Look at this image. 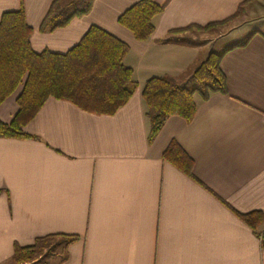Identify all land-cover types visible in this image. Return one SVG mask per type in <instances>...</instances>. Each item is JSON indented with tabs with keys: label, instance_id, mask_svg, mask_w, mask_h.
<instances>
[{
	"label": "crops",
	"instance_id": "1",
	"mask_svg": "<svg viewBox=\"0 0 264 264\" xmlns=\"http://www.w3.org/2000/svg\"><path fill=\"white\" fill-rule=\"evenodd\" d=\"M54 1L0 0V20L23 8L35 53L65 54L98 27L128 46L124 64L138 88L113 115L49 98L22 128L31 138H0V264L16 245L50 235L78 238L63 264H264V222L253 229L239 216L264 217V0H153L165 8L146 42L118 23L141 0H94L86 16L42 33ZM241 5L216 38L208 34L221 28L165 41L230 19ZM232 35L231 44L251 39L221 60L227 93L196 95L194 119L168 118L149 143L145 83L185 81ZM14 97L0 106L7 124ZM172 142L191 158L194 178L164 160Z\"/></svg>",
	"mask_w": 264,
	"mask_h": 264
},
{
	"label": "trees",
	"instance_id": "2",
	"mask_svg": "<svg viewBox=\"0 0 264 264\" xmlns=\"http://www.w3.org/2000/svg\"><path fill=\"white\" fill-rule=\"evenodd\" d=\"M94 0L79 8L76 0H55L51 5L40 32H53L67 27L72 20L86 16ZM165 8L153 0H141L127 9L118 23L129 30L138 41L146 42L154 33V20ZM243 12L241 5L237 13L210 27L224 26ZM190 29V28H188ZM171 33L165 41L173 40ZM33 30L27 25L23 8L4 13L0 20V106L20 87L16 99L18 112L11 123L0 120V138H31L22 128L31 122L49 98L70 102L81 110L98 114L113 115L125 106L138 88L133 79V70L124 64L128 46L105 32L92 26L80 42L65 54L49 51L35 53L30 38ZM179 38V37H177ZM251 39L225 46L211 52L192 73L193 86L177 84L176 81L155 77L149 79L142 90L145 116L149 121L148 141L152 143L166 120L179 116L191 122L197 113L195 96L203 101L212 94H226L227 81L220 63L233 49L244 47ZM164 160L177 167L191 178L193 162L183 149L172 142L163 155ZM253 229L264 222L260 213L239 215ZM264 245V232L260 234ZM78 241L76 236L50 235L39 238L31 246L16 245L12 260L16 264H32L40 259H52L63 255Z\"/></svg>",
	"mask_w": 264,
	"mask_h": 264
},
{
	"label": "rangeland",
	"instance_id": "3",
	"mask_svg": "<svg viewBox=\"0 0 264 264\" xmlns=\"http://www.w3.org/2000/svg\"><path fill=\"white\" fill-rule=\"evenodd\" d=\"M76 1H77V4L79 5L78 7L81 8L89 0H76ZM234 23H236V21ZM234 23L231 24L230 26H228V28H225L223 30H222V27H224V26H222V27L221 26H219V27L214 26V27H210V28L205 29V30H202V29H194V28L191 29L190 28V29H188L186 31H183V32L179 33V34H174V36H176V37H182V38H187V39H194L195 37H197V38L200 39L201 36L203 37L204 31H209L211 29H219V28H221V30L219 29L221 32H219V31L218 32L211 31L208 34L209 35L208 37L212 39V38L218 37L219 34L226 33L229 29H231L229 27H231L232 25H235ZM237 40H239V37H237L235 35H232L229 38H225V39L219 41V44L217 45V47H216L217 49L216 50L219 51V50H221V48L223 46H226L228 44H231L232 42H235ZM177 84L185 85L186 87H192L193 86L192 75L190 77H188L185 81L184 80L178 81ZM21 90H22V88L20 87L19 89H17V91L11 97L15 96L13 99H17V97L21 93ZM15 105L18 108L17 102H15ZM59 259H60V256L59 257H56V258H52V259H44L43 258V259H40L38 262H35V263H32V264H56L59 261ZM7 264H16V263L11 259L9 262H7Z\"/></svg>",
	"mask_w": 264,
	"mask_h": 264
}]
</instances>
